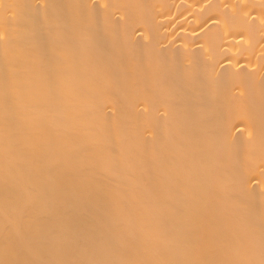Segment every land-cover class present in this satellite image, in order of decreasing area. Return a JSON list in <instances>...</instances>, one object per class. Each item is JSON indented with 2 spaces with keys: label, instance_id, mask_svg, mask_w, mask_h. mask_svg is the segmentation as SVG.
<instances>
[{
  "label": "bare ground",
  "instance_id": "bare-ground-1",
  "mask_svg": "<svg viewBox=\"0 0 264 264\" xmlns=\"http://www.w3.org/2000/svg\"><path fill=\"white\" fill-rule=\"evenodd\" d=\"M0 264H264V0H0Z\"/></svg>",
  "mask_w": 264,
  "mask_h": 264
}]
</instances>
